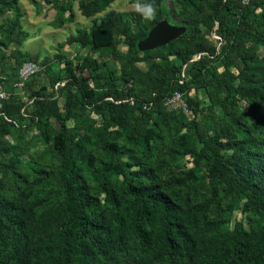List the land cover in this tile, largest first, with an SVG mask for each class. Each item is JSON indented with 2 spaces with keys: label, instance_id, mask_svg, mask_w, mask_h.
Here are the masks:
<instances>
[{
  "label": "trees",
  "instance_id": "16d2710c",
  "mask_svg": "<svg viewBox=\"0 0 264 264\" xmlns=\"http://www.w3.org/2000/svg\"><path fill=\"white\" fill-rule=\"evenodd\" d=\"M108 1L82 3L81 13L89 16L104 8ZM3 4L0 0V12ZM203 4L210 10L203 20L204 27L211 30L216 26L214 32L222 39L219 52L216 54L213 47L178 51L171 49L172 42L157 48L167 53L150 66L156 78L153 92L147 99H137L129 91H124L121 79L109 61H88L96 83L102 87L100 97L112 98L105 104H93L96 111L103 112L106 124L129 128L138 127L142 122L146 124L153 113L164 112L163 99L174 91L184 93L188 106L194 111L198 102L189 99L188 95L193 88L205 91L210 110L224 106L227 101L234 102L228 95L236 91V81L246 79L252 64L249 44L256 41L258 34H264V0H250L247 5H241L240 0H158L155 23L166 19L170 24L184 25L185 33L176 40L180 41L189 31L187 18L199 12ZM12 11L11 38L17 35L19 27L17 10L12 8ZM149 30L129 34V52H150H141L137 48ZM74 40L83 46L90 44L93 50L111 43L109 29L100 26H93L89 36L78 31ZM196 53L201 55L192 64L196 72L194 81L182 79L179 84L176 78L182 66ZM168 56H174V59ZM20 65L15 70L16 77ZM70 77L75 90L67 93L64 113L49 103L39 107L38 116L44 118L45 124L55 133L52 146L60 158L50 179L51 191L42 212L46 221L34 217L40 224V231L36 234L31 221L27 220V212L36 214L34 209L28 207L26 210L16 201L1 197L0 264H107L122 254L128 256L129 251L141 257L135 256L137 264H264V118L255 115L252 124L242 123L236 131L242 137L236 141L227 139L225 143L219 137L223 134L229 138L234 126L222 121L221 129H213L212 136L198 137L197 143L202 147L192 152L196 164L202 162L208 173L224 184L226 193L240 194L244 198L243 210L250 211L262 221L256 235L247 231L241 221L232 229L222 230L218 223L207 221L209 210L206 205L183 208L153 187L134 184L125 175L123 165L112 155L103 161L102 172L121 176L129 199L119 200L104 184L101 185L102 200L86 191L80 179L81 173L89 167V159L68 143L70 136L66 121L75 115V108L91 104L89 99L94 91L84 80ZM249 80V84L264 82ZM58 81L56 73L48 76L51 86ZM250 97V104L264 105L262 92ZM128 99L133 104L126 101ZM146 102H152V105L143 109ZM3 107L2 113L7 104ZM10 127L11 124L2 123L0 132L11 133ZM150 132V139L157 143L160 140L157 130L150 129ZM140 140L147 148V139ZM102 147L110 152L116 149L114 144L107 142ZM228 149L231 151L226 153ZM73 159H76L75 164ZM20 177H11L7 187L17 190L23 184ZM198 232L213 234L210 239L199 242L196 239Z\"/></svg>",
  "mask_w": 264,
  "mask_h": 264
},
{
  "label": "rangeland",
  "instance_id": "374dc122",
  "mask_svg": "<svg viewBox=\"0 0 264 264\" xmlns=\"http://www.w3.org/2000/svg\"><path fill=\"white\" fill-rule=\"evenodd\" d=\"M88 1L2 0L0 86L7 96L3 104H7V109L3 113L4 107L0 109V124H11L12 130L11 133L0 132V198L16 201L26 210L32 207L36 214L27 212V220L31 221L36 234L40 231V219L46 221L42 212L51 191L50 179L60 158L52 146L55 133L45 124L44 118L38 116L39 107L49 103L64 113L67 93L75 90L71 84L70 76H73L84 80L94 91L89 99L91 104L75 108V115L66 121L70 136L68 143L76 148L77 153L84 152L89 159L88 171L84 170L80 179L89 194L102 200L101 185L104 184L119 200L129 199L122 177L102 172L103 161L112 155L123 165L125 175L134 184L153 187L183 208L206 205L209 210L207 221L218 223L222 230L232 229L236 222L241 221L247 231L256 235L262 221L250 211L243 210L244 198L240 194L226 193L224 184L214 174L208 173L202 162L196 164L192 152L202 147L197 143L198 137L206 139L212 136L213 129H221L222 121L234 126L229 138L223 134L219 137L225 143L227 139L236 141L242 137L236 133L242 123L252 124L255 115L264 118V105L248 101L252 99L251 94H264V82L248 83L249 79L255 82L264 80V34H258L256 41L249 44L248 54L252 57L247 72L249 79L236 81V91L228 95L234 102L227 101L224 106L210 110L205 91L193 88L188 95L189 99L198 102V108L194 111L188 106L192 116L165 109L159 114L153 113L146 124L142 122L138 127L115 126L106 124L103 112L93 107L94 103L105 104L112 98L100 97L102 87L96 83L88 61H109L120 77L124 91H129L137 99H147L153 92L156 78L150 66L165 57L167 52L156 49L148 53L129 52V34L137 35L156 24L155 20H142L132 8V0H110L104 8L85 16L81 13V4ZM155 2L157 4L158 0ZM12 8L17 10L19 27L17 35L11 38ZM209 14V7L205 4L199 12L191 14L187 18L189 31L180 41H172L171 49L195 51L199 47L204 50L213 47L217 54L222 39L214 28L207 30L203 24ZM93 26L109 29L111 43L108 46L93 50L90 44L83 46L74 40L78 31L89 36ZM199 55L194 54L182 66L177 80L194 81L196 72L192 64ZM168 57L174 59V56ZM26 61L35 63L38 69L18 87L15 85V70ZM232 70L236 72L235 68ZM54 73L59 81L51 86L48 76ZM150 129L157 130L160 136L157 143L150 139ZM140 138L147 139V148ZM105 142L114 144L116 149L108 151L102 147ZM230 151L228 149L226 153ZM72 163L75 164L76 159ZM16 175L22 176L19 179L23 184L17 190H10L7 184ZM212 234L198 232L196 239L201 242L210 239ZM135 256L141 259L137 253L129 251L128 256L122 254L107 264H137Z\"/></svg>",
  "mask_w": 264,
  "mask_h": 264
},
{
  "label": "built area",
  "instance_id": "2783aa9c",
  "mask_svg": "<svg viewBox=\"0 0 264 264\" xmlns=\"http://www.w3.org/2000/svg\"><path fill=\"white\" fill-rule=\"evenodd\" d=\"M250 0H240L241 5H247ZM216 26L214 27V29ZM216 36L215 34H213ZM219 39V37H218ZM38 67L33 62H24L17 69V77L15 85L21 87L23 83L28 79L29 76L33 75L37 71ZM179 84L182 83V80H178ZM7 96L5 91L0 86V109L2 108L4 102H6ZM130 104H133L131 99H128ZM152 105V102H146L143 104V109H148ZM163 106L165 109L174 112H180L187 116H192L191 112L188 109V105L185 99V94L179 91H174L170 95H167L163 99Z\"/></svg>",
  "mask_w": 264,
  "mask_h": 264
},
{
  "label": "water",
  "instance_id": "95a60500",
  "mask_svg": "<svg viewBox=\"0 0 264 264\" xmlns=\"http://www.w3.org/2000/svg\"><path fill=\"white\" fill-rule=\"evenodd\" d=\"M185 31L186 27L184 25H173L166 19H162L148 31L145 39L138 42L137 48L141 52L162 48L168 43L178 39Z\"/></svg>",
  "mask_w": 264,
  "mask_h": 264
},
{
  "label": "clouds",
  "instance_id": "9594fccd",
  "mask_svg": "<svg viewBox=\"0 0 264 264\" xmlns=\"http://www.w3.org/2000/svg\"><path fill=\"white\" fill-rule=\"evenodd\" d=\"M132 8L144 21H154L158 7L155 0H132Z\"/></svg>",
  "mask_w": 264,
  "mask_h": 264
}]
</instances>
